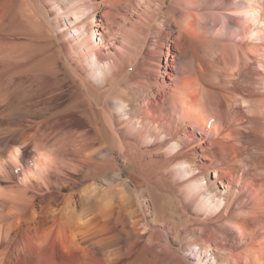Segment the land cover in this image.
<instances>
[{
  "label": "bare ground",
  "instance_id": "obj_1",
  "mask_svg": "<svg viewBox=\"0 0 264 264\" xmlns=\"http://www.w3.org/2000/svg\"><path fill=\"white\" fill-rule=\"evenodd\" d=\"M114 150L168 165L195 264H264V0H0V264L160 259Z\"/></svg>",
  "mask_w": 264,
  "mask_h": 264
},
{
  "label": "rangeland",
  "instance_id": "obj_2",
  "mask_svg": "<svg viewBox=\"0 0 264 264\" xmlns=\"http://www.w3.org/2000/svg\"><path fill=\"white\" fill-rule=\"evenodd\" d=\"M91 23H92V21H91ZM92 29L91 30L96 31V35H98L97 36L98 40L96 41V39L93 38V34H90V37L92 38V42L93 43H96V42L99 43L100 42L99 33L102 31L97 26H95V27L93 26ZM90 33H91V31H90ZM108 39L110 42L111 41L110 38H108ZM110 43H112V41ZM152 50H153V48H152ZM103 51H104V53L106 52L105 50H103ZM153 52L155 53V51H153ZM169 53H171L169 51V49L165 48L163 53H162V57H160L158 60L155 61L158 64H156L154 62L157 65V67H159V64H160L161 78L166 79L168 81L170 80L171 70L169 68L167 70L164 68L162 69L161 64L164 65L166 62L168 63V61L171 60V56L169 55ZM102 65H107V64H106V62H104V64H102ZM135 65L133 64L131 70H128L127 72H129V73L134 72L133 70L136 69ZM123 69H125V66H123ZM138 70H140V69L138 68L135 71H138ZM129 73H128V76H129ZM131 79H130V81L132 83L133 79L132 80ZM189 134L190 133L187 131L186 136L188 137ZM186 136H183V137L186 138ZM197 136H199V134L196 132V135H194V137H197ZM106 139H108V138H106ZM108 141L110 143L111 140L110 139L105 140L104 145L106 144V147L109 148V144H107ZM114 151H115L113 153L114 159L116 162L119 163V167L121 168V171H122L121 181L124 184L122 186L125 188L128 195L130 196V197H126L127 201H125L126 204L123 207L124 210H122L123 220L131 221V217L135 215L134 217H137L139 219V222H140L139 227L140 228L145 227L149 230H153L155 232L157 231V233L160 235L164 234L166 232L169 234L168 239L159 238V240L157 241L158 246L156 249H158V251L157 250L156 251L159 252V254L161 253L160 254L161 258L157 259V260L154 259L155 264H195L196 259L191 258V255L189 256V252L187 250H185L183 247H180V243H182L183 240L179 239V236L184 234V232L187 229L192 228L194 226H198V225L196 224V222L195 223L192 222L193 218H189V217H193L194 212L193 211L188 212V214L186 215V212H184L182 210L181 203L178 201V196L175 198L174 193L172 192V189L170 188V186H168V184H167L168 181L165 179L166 175H162L163 170L165 171L167 169L166 166H168V165H165L164 163L162 165V163L157 162V160H155L156 158L153 156H152V158L150 157V159H149L148 155H146V159L148 158L149 163L152 162V164H153V162H154V164L157 163L158 166L154 165V164L152 166V164H149L147 160L145 162L148 163L149 166L146 163L142 164L140 162H141V160H143V157L145 158L144 154L143 155L141 154L137 158L136 162L130 163L128 156L123 155V153L121 151H118V150H114ZM139 158L140 159L142 158L141 160H139L140 162L138 161ZM152 159H153V161L150 162V160H152ZM196 159L198 160V161L197 160L196 161L199 164H201L202 162H205V159L204 158L200 159L199 156ZM132 163L133 164L135 163L136 165L132 166L133 165ZM144 166L148 167V168L146 167V169H145L146 172H145V170L144 171L142 170L147 176L145 174H137V176H139L140 178L137 177L135 174V170L137 168H140V167H142L144 169L145 168ZM151 166L152 167L155 166L157 169H159V166H160L161 171H159L160 169L157 171V169H155V167L152 168L153 169L152 170ZM211 173L213 175V172H211ZM165 174H166V172H165ZM160 175H162V176H160ZM164 176H165V178H163ZM160 178H161V180H160ZM165 181H167V182H165ZM128 195L126 194V196H128ZM175 196H176V194H175ZM128 199H130L131 200L130 203H133V204L127 203ZM125 202H123V203H125ZM126 205H128V208H131V206L134 205L135 208L134 207H132V208H133V210L134 209L135 210L133 211V210L127 209ZM193 205L195 207L196 204L193 203L192 206ZM128 211H130V212H128ZM123 220H122V222H119V224H117V227L119 229H121L120 227H122V228L129 227L130 228V224H128V225H127V223L124 224ZM206 237L208 238V240H212V238L210 237V235H208V233H207ZM166 240H168V241H166ZM164 243L170 244L169 245L171 247L170 249L176 250L177 252L173 253L174 251H171L168 247H167V250H166V248L164 250V247H166L164 245ZM159 244H161V245H159ZM163 245H164V247H163ZM154 263H152V264H154Z\"/></svg>",
  "mask_w": 264,
  "mask_h": 264
}]
</instances>
